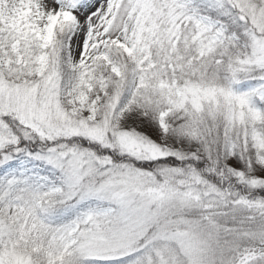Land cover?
<instances>
[{
    "label": "snow or ice",
    "instance_id": "snow-or-ice-1",
    "mask_svg": "<svg viewBox=\"0 0 264 264\" xmlns=\"http://www.w3.org/2000/svg\"><path fill=\"white\" fill-rule=\"evenodd\" d=\"M0 264H264V0H0Z\"/></svg>",
    "mask_w": 264,
    "mask_h": 264
}]
</instances>
